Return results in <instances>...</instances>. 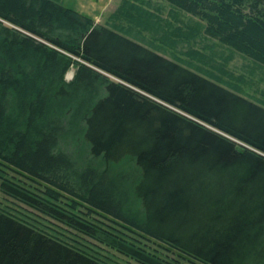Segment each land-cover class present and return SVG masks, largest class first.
I'll list each match as a JSON object with an SVG mask.
<instances>
[{
	"label": "trees",
	"instance_id": "1",
	"mask_svg": "<svg viewBox=\"0 0 264 264\" xmlns=\"http://www.w3.org/2000/svg\"><path fill=\"white\" fill-rule=\"evenodd\" d=\"M170 1L264 65V0ZM0 189V264H185L150 236L264 264V103L62 0H0Z\"/></svg>",
	"mask_w": 264,
	"mask_h": 264
},
{
	"label": "rangeland",
	"instance_id": "2",
	"mask_svg": "<svg viewBox=\"0 0 264 264\" xmlns=\"http://www.w3.org/2000/svg\"><path fill=\"white\" fill-rule=\"evenodd\" d=\"M92 10L95 11L94 15L88 12H81L90 15L96 23L114 26L129 37H133L135 40L149 46H154L170 57L186 61L192 64L193 68L201 70V72L217 81L219 80L224 85L264 103V65L255 61L252 57L237 51L234 47L224 44L217 37L209 36L204 27L207 23L206 19L204 20L202 16L196 13L193 14L170 0H103L102 4L98 5V8H92ZM199 24L202 26L198 27L197 25ZM77 69V65L72 64L65 73L66 79H73ZM75 152L78 153V150L73 151V153ZM86 159L87 157H83L82 160ZM96 162L95 159L93 164L96 165ZM49 169L52 177L64 174L63 166L59 170H55L53 166ZM18 174L22 181H26L29 184L31 182L35 183L41 188L45 187V184L37 179L28 177L23 173ZM108 177L109 174H106L102 179L97 178L101 183L97 186V191L100 193L107 192L110 197V194L113 195L116 190L114 187L110 192L104 190L105 184L111 185ZM66 178L69 185L73 186L74 183L69 181V177ZM82 187L84 188V185ZM63 191L64 195L68 197L74 196L68 190L63 189ZM7 196L0 189V200H2V203L14 204V202L8 200ZM67 198L65 197L63 200L66 201ZM81 207L84 210L86 208L85 206ZM107 214L117 222L122 221L121 218L109 212ZM111 218L107 219L112 220ZM146 241L150 247H154L157 251L174 253L185 264H206L196 258L191 259V257L182 254L176 249H171L168 247L170 245L163 241L160 242L152 236L149 239L147 238ZM110 250L112 253H116L117 262L142 264L132 258L118 254L112 249Z\"/></svg>",
	"mask_w": 264,
	"mask_h": 264
},
{
	"label": "crops",
	"instance_id": "3",
	"mask_svg": "<svg viewBox=\"0 0 264 264\" xmlns=\"http://www.w3.org/2000/svg\"><path fill=\"white\" fill-rule=\"evenodd\" d=\"M65 4L83 11L85 13H92L94 15L95 11L92 8H98V5L102 4L103 0H62Z\"/></svg>",
	"mask_w": 264,
	"mask_h": 264
},
{
	"label": "bare ground",
	"instance_id": "4",
	"mask_svg": "<svg viewBox=\"0 0 264 264\" xmlns=\"http://www.w3.org/2000/svg\"><path fill=\"white\" fill-rule=\"evenodd\" d=\"M206 22H207V20H206ZM197 26H198V27H201L202 25L199 24V25H197ZM205 30H206V27H205ZM148 46H149V45H148ZM149 47L152 48V49L154 48V49L158 50L160 53H162L163 55L165 54L166 56H168L166 53H163L162 50H159V49H157V48L154 47V46H153V47H152V46H149ZM168 57H170V56H168ZM170 58H173V57H170Z\"/></svg>",
	"mask_w": 264,
	"mask_h": 264
}]
</instances>
